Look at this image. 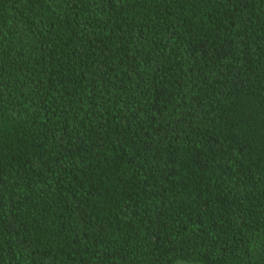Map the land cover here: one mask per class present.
<instances>
[{"label": "trees", "instance_id": "trees-1", "mask_svg": "<svg viewBox=\"0 0 264 264\" xmlns=\"http://www.w3.org/2000/svg\"><path fill=\"white\" fill-rule=\"evenodd\" d=\"M264 264V0H0V264Z\"/></svg>", "mask_w": 264, "mask_h": 264}, {"label": "rangeland", "instance_id": "rangeland-1", "mask_svg": "<svg viewBox=\"0 0 264 264\" xmlns=\"http://www.w3.org/2000/svg\"><path fill=\"white\" fill-rule=\"evenodd\" d=\"M176 264H194V263H190V262H178V263H176Z\"/></svg>", "mask_w": 264, "mask_h": 264}]
</instances>
